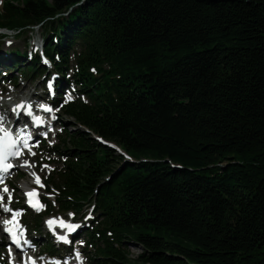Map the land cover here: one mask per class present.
<instances>
[{"label":"trees","instance_id":"obj_1","mask_svg":"<svg viewBox=\"0 0 264 264\" xmlns=\"http://www.w3.org/2000/svg\"><path fill=\"white\" fill-rule=\"evenodd\" d=\"M0 30V86H74L32 230L91 205L84 264H264V0H0Z\"/></svg>","mask_w":264,"mask_h":264},{"label":"rangeland","instance_id":"obj_2","mask_svg":"<svg viewBox=\"0 0 264 264\" xmlns=\"http://www.w3.org/2000/svg\"><path fill=\"white\" fill-rule=\"evenodd\" d=\"M0 31H3V30H0ZM0 34H2V32H0ZM39 35H40V32L36 30L35 33L31 36L32 38L31 44H32L34 51L36 50V48H39L38 45L36 48L34 47L35 45L34 41H37V42L41 41L39 38ZM9 42L10 40H7V44H9ZM15 43L16 44H13L14 46L11 45L7 47L5 45V47L8 49H10V47H20L21 48L22 42H15ZM47 67H49L50 69L49 72L51 73L52 71L50 68L51 66L47 64ZM11 75H12V79L14 78L13 80H11L12 82L10 81V83L1 84L0 86V104L6 103L8 108L12 110L18 104V100L23 98V96L29 99L31 95H36V94H37V97L34 100H39L40 98L38 97H41V98L44 97V99H46L48 102L55 100L56 96L52 97L50 93L47 92L46 90V83L50 82L52 77L47 78V76H44L43 78H41V80L35 79L34 77L30 79L28 78L27 80H25V79H21L17 77L16 73H12ZM72 87L74 86H71V91L67 90L66 92V90H64L65 92L62 95L63 98L61 97L62 99L60 100V105H59L60 108L64 106L66 103H68L66 101H72L74 99V96L72 94V91H73ZM17 88L20 89V92L18 91ZM69 97H71V99H69ZM65 98L67 99L65 100ZM32 107H39V106H37V104L36 105L32 104ZM62 110L63 109H59V110L54 109V113H52L58 119V123L52 133V136H50V138L47 141H44L42 138L43 141L40 145H38V143L35 144V146L39 147V150H41V152H38V151L27 152L25 154V157L22 160L16 161V169L12 171L10 175L6 176V181L11 186L14 192V195L16 196V199H17L16 201H14V205L16 207L22 206V202H21L22 193L28 187H34L36 189L41 190L42 194L44 195L45 202L47 204L45 211H48L49 207L52 210V206H55L54 198H55V195H57L56 194L57 192L55 188L51 185L54 182V180H52V174L55 173V169L59 167L62 161H59L55 157L54 162H49L48 161L49 158L47 157L48 155L45 152L46 146L53 147V145H56L58 141L62 140L63 138V137L61 138L62 129H66L71 132L75 131V127L73 126L74 125L73 119L67 117L63 113ZM35 115H36V112H35ZM9 121L10 120H8V122ZM77 127L80 128L79 126ZM41 136H43V134ZM93 138L96 139V137H93ZM106 146L116 150L122 156L124 155L117 146H114L113 144H106ZM31 153H35V155H32ZM25 161H27L28 165H31V167L22 168L21 165H23ZM33 173H35V177L32 175ZM36 177H39L40 183L43 185V187H40L39 185L35 183ZM46 186L49 187L50 193L47 192ZM86 206L87 207H85V209L81 213H77L76 216L73 214L70 215L71 213H67L63 215L62 214H51V216L39 218L38 228L36 230L31 229L32 220H35V218H29L24 213L22 221L24 225L28 227L29 234L33 237V239H35L34 241H36L37 243L36 245L41 248V252L39 256L40 264H47V262L49 261L47 256L50 254L52 243H53V242L52 243L49 242L50 241L49 233L47 237L44 236V233L47 231L45 228L46 221L50 219H58L59 216H62V217H66L67 220L69 221L71 220V223L76 222L79 226L85 225L87 227L89 225V220L93 219L94 215L91 210L92 209L91 205L90 206L86 205ZM1 210L2 209H0V264H10L12 258L8 257L7 252L3 246L5 238L3 235V229H2V224H1V219H3L4 217H7V215L3 214ZM45 211H42L40 214L34 212V215H37V214L42 215ZM52 211L57 212V209H54ZM72 218H74V220H72ZM83 231H84V228L80 231L79 234H80L81 239L76 244L78 246L77 247L78 250L80 251V255L83 256L84 263H85V254L88 252V250H87V245L84 239L85 238L84 235H86V233H84ZM60 252L63 253V250L58 251L57 254ZM128 252L130 256L134 258L141 251L138 246L134 244H130L128 246ZM18 264H25V263L24 261L22 262L21 259L18 258Z\"/></svg>","mask_w":264,"mask_h":264},{"label":"snow or ice","instance_id":"obj_3","mask_svg":"<svg viewBox=\"0 0 264 264\" xmlns=\"http://www.w3.org/2000/svg\"><path fill=\"white\" fill-rule=\"evenodd\" d=\"M45 63H47V61H45ZM49 87L51 88V84H49ZM69 99H71V97H69ZM40 108L43 109L44 111H49V112L51 111L50 108H46L42 104L40 105ZM21 109H27L26 114H30L31 106L26 105L25 103L22 102L21 104H17L13 108V112L19 113V110H21ZM4 119H5V117L0 116V172L7 173L9 171V169H11L13 167V165L11 163H6V161L8 160V157L9 156L19 157L21 155V153L18 149L13 151V149L15 148V145H16V140H14L12 138L11 132L9 130H6L3 127L2 122ZM35 122L37 124L40 123L39 117L35 118ZM18 139H23L24 143H25V147H27V138L26 137H24L23 135H20V136H18ZM31 154L35 155V153H31ZM21 166L22 167H31V165H28L27 161H25L24 164ZM32 175L35 177V173H33ZM0 182H2V180H0ZM35 183L37 185H39L40 187H43V185L40 183L39 177L35 178ZM3 191L8 192V189L5 187L3 189ZM25 195L29 198L28 199L29 205L31 207L35 208V210L39 211L44 207V205L39 204L38 200L35 203H33V198H35L37 196V192L35 190H31V191L27 192ZM11 199H12L11 194L9 193V196H8L9 203L11 202ZM0 209H3V211H5V212H11L12 218L10 220H4V221H2V223L5 225V229H4L5 232L9 236H11L12 242L15 243L19 247V240H18L17 235H16V229L20 228V225L17 222L16 217L20 215V212L19 211H12L10 208H8L6 205H4L2 196H0ZM70 215H72V214H70ZM55 223H57V221L51 220V219L46 221V224L48 225L50 230L52 229V227ZM58 223L62 228L67 229L68 233L75 232V230L79 227V225L65 223L63 220H59ZM8 225H14V227H8ZM20 234L23 235L22 230H21ZM57 238H58V240L63 241L65 243L68 242L66 235L58 236ZM76 259L79 261V264H83L79 253L76 254Z\"/></svg>","mask_w":264,"mask_h":264},{"label":"bare ground","instance_id":"obj_4","mask_svg":"<svg viewBox=\"0 0 264 264\" xmlns=\"http://www.w3.org/2000/svg\"><path fill=\"white\" fill-rule=\"evenodd\" d=\"M18 89V88H17ZM18 91L20 92V89H18ZM22 91V90H21ZM37 97V94L36 95H31V97L29 99H27V97L23 96V98H21L20 100H18V104H21L22 102L25 103L26 105H30L31 106V110H34L35 107H32V104H35L36 100H34L35 98ZM27 110V109H21L19 110V113H16V112H13V109L11 110L10 108H8L7 104L6 103H2L0 104V116H3L5 117V119L3 120V122H8V120L10 121H14V119H20V120H26V119H29L30 116L29 115H24L23 112ZM35 111H37V109H35ZM46 117H51L52 120H53V123L54 124H57L58 123V119L52 115L51 113L47 114ZM2 122V124H3ZM22 168H26V167H22ZM15 170V169H14ZM13 170V171H14ZM15 196V195H14ZM16 197V196H15ZM92 210V209H91ZM4 231V230H3ZM48 233L45 232L44 233V236L47 237ZM35 238V237H34ZM35 239H33V242H36L34 241ZM10 264H17L13 261L10 262Z\"/></svg>","mask_w":264,"mask_h":264},{"label":"water","instance_id":"obj_5","mask_svg":"<svg viewBox=\"0 0 264 264\" xmlns=\"http://www.w3.org/2000/svg\"><path fill=\"white\" fill-rule=\"evenodd\" d=\"M98 141L101 142V143H103V144H106V143L102 142L101 140H98Z\"/></svg>","mask_w":264,"mask_h":264}]
</instances>
